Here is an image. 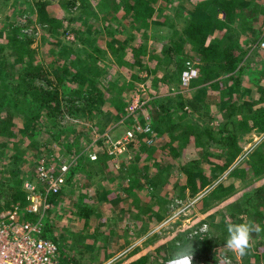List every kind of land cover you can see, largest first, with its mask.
I'll return each mask as SVG.
<instances>
[{"label": "rangeland", "instance_id": "obj_1", "mask_svg": "<svg viewBox=\"0 0 264 264\" xmlns=\"http://www.w3.org/2000/svg\"><path fill=\"white\" fill-rule=\"evenodd\" d=\"M39 1L21 0L15 4L12 1L6 3L0 0L2 40L8 37L5 36L8 31L6 21L10 19L8 15L12 18L14 12L24 15L25 18L19 19L22 21L20 31H25L32 39L31 48L35 49V54L31 58H35L36 63L43 65L55 83L57 75L72 76L75 73V70L67 65L74 56H71L72 59L68 57L66 50L76 52L81 60L93 52L97 57L96 62L102 67L96 77L100 89L105 91L111 84H114V88L109 93L105 91L100 114L93 116L86 114L83 115L85 118L79 120L69 115L59 117L58 121L62 126L59 133L63 132L61 142H50L41 147L34 144L28 135L18 136L23 130L18 125L11 130L14 135L9 136L8 133L1 135L0 180L11 182L13 180L11 170L16 167V176L24 178L23 188L31 182V186L34 184L37 189H41L36 169L42 160H45L55 173L58 172L60 165L64 163L70 165V174L66 175L71 179L67 183L64 195L51 206L53 209H49L51 210L49 219L56 231L66 235L71 255L81 260L82 264H118L116 258L121 259V264H131L135 259L137 262L142 260L144 255L149 257L144 264H165L174 257L180 246L189 249L193 264H218L219 261V264H255L253 256L261 254L257 246L264 245V231L258 236L254 235L253 247L243 257L226 249L224 241L227 238L226 224L233 221L232 215L239 213L245 204L249 208V217L242 219L241 222L255 221L258 226L264 228L263 190L257 195L253 193L257 191L256 187L264 182V171L260 176L253 173L249 167L244 172L237 171L232 182L229 181L233 183V187L228 193L223 192L224 187L221 184H226L224 179L228 173L242 163L246 164L247 154L264 139L263 132L239 128L235 143L241 149L239 155L220 179L204 189L199 185L198 191L194 194L188 183V168H206L208 173L210 167L218 164V159L211 158L215 159L213 161L208 159L210 150L223 151L226 159H229L227 156L235 151L232 146L223 147L216 144L214 148L213 144H205L204 141L208 139L205 133L201 134L200 140L194 136L191 142L182 144L179 138L173 139L169 132H165V135H155L152 145L156 146L152 147L159 150L157 156L155 153L148 156L144 151L140 153L142 148L140 140L121 153L110 148L108 155L113 157L106 158L102 144L109 148L106 142L123 138L122 132L137 121L152 122V114L161 108V104L166 106L168 102L173 109L169 117L181 124L175 130L173 128L170 130L175 136H180L187 127L196 131L205 130V127L214 130L227 121L226 115L229 117V109L234 107L236 114L233 117L241 121L244 111L249 108L248 105L259 98L257 88L260 86V77L264 71L262 46L264 37L258 40L249 37L243 41V48H249V52L245 56V67L240 74L238 89H233L235 79L231 77L237 76L236 71L222 72L216 81H220V84L212 86L210 85L212 81L203 82L198 79L200 74L197 69L198 77L193 78L189 86L182 84V73L179 84L160 85L159 90L155 82L153 83L155 75L145 68H140L132 57L139 44L136 41L137 35L141 33L146 38L145 43L149 50L152 48L157 50L158 45L166 42L174 31L182 33L189 14L187 11L177 10L183 7L185 1H173L165 7L164 0H159L158 8L162 12L155 14L145 29L131 14H125L120 4L117 5L118 10L109 6L103 11L100 6L101 0H91L93 7L90 8L93 9L90 11L93 13L82 14L77 11L82 5L80 0H68L77 6L72 13L76 14L80 22L77 25L79 30L77 34L73 30L58 34L48 29L47 25L42 28L37 22ZM258 1L264 2L257 0V3ZM64 3V0H52L48 2V7L53 15L60 17L70 13L64 7ZM190 4L186 3V6ZM164 13L172 16L163 17ZM234 32L235 30L230 35L232 36ZM243 33L245 36L248 35L246 30ZM93 38L97 39V42L92 43ZM124 39H127V42L121 45L120 42ZM111 41L114 43L113 48L108 46V42ZM95 45L103 49L105 54L93 50ZM63 48L65 50L59 52ZM114 48L125 51L122 60L113 54ZM5 54L8 59L12 58L9 50ZM237 54H241V49L235 51V55ZM25 55L23 63L17 60L12 62L14 71H19V68L27 63L28 55ZM148 66L153 71L156 69L158 73L156 79H164L166 71L171 74L177 69L175 65L168 66L164 59L158 63L151 61ZM52 67H55L58 73H53ZM134 74L146 79L143 81L134 79ZM129 82H132L134 87L125 88L120 92V88ZM36 83L47 85L46 79L36 80ZM66 83L70 85L68 79ZM60 89L62 90V87ZM261 92L264 95V89ZM17 95L19 106L11 103L8 108L15 119L21 121L23 114L27 113L25 111L33 109L36 111L37 106L33 96L23 93ZM123 98L126 102V114L121 110L117 111L119 109L117 104L119 100L123 101ZM174 99L177 102L180 100L187 102L185 110L177 103L173 105ZM136 100L141 109L138 113L129 115L128 108ZM42 118L46 121L45 111ZM107 134L111 138H106ZM39 141L45 143L47 138L41 137ZM171 144L177 149V153L173 151ZM15 153L20 154L21 161L13 166L11 157ZM94 155L97 158H92ZM49 156H52V159ZM86 206L89 208L84 212L82 209ZM197 239L202 241H196ZM215 239L224 242L219 245L217 252L207 246V243Z\"/></svg>", "mask_w": 264, "mask_h": 264}, {"label": "trees", "instance_id": "obj_2", "mask_svg": "<svg viewBox=\"0 0 264 264\" xmlns=\"http://www.w3.org/2000/svg\"><path fill=\"white\" fill-rule=\"evenodd\" d=\"M10 1L17 4L21 0H4L6 3ZM173 1H185L182 4L183 7L177 11H187L189 14L187 16L188 18L185 20L186 24L182 33L178 34L179 31H174L166 42L158 45L157 50L153 48L152 50H149L147 44L145 43L146 38L139 33L136 41L142 46L138 47V44L137 48H135L136 52L132 53L134 61L140 65V68H145L155 75L153 83L155 82V86L157 87L160 85L171 86L172 83L179 84L182 73L187 70L188 67H193L196 70H199L200 75L199 77L197 75L198 79L203 82L212 81L210 83L212 86H218L220 84V81H216L222 72L236 71L237 76L233 77L232 75L231 77L235 79L233 89H238L240 85V74L245 67V56L249 52V48H243V41L249 39V37L255 40L260 39V37H264V35H262L264 33V30L262 29L264 28V2L258 1L257 3V0H164L163 4L167 7L168 4ZM48 2H52V0H40L37 3L39 6L38 24L42 28L47 25L48 29L54 30L58 32V34H61V32L65 33L69 30H73L77 34L79 32V30H77V25L80 24V22L77 20L78 17L76 14H72L73 10L77 7L75 6V3L64 0V7L70 11V13L59 17L51 13L48 7ZM80 2L82 5L78 7L77 11L79 10L82 14L93 13L90 11V9H93L90 8L93 7L91 0H80ZM186 3H191V6L189 5L187 7ZM118 4L123 6L122 10L125 14H131V16L134 17V20L141 22V26L145 29L149 25L153 16L162 12V10L158 8L159 0H121L120 3L118 0H101L100 2L101 10L103 11L108 9L109 6H113L114 10H118ZM70 7L72 11L69 10ZM8 16L10 19L8 18L9 21H6L8 23V31L5 35L8 37H4L2 40V37L0 36V136L3 134L7 135V133L9 136L14 135L11 130H14L16 125H18L21 129H23L18 136L21 135L23 137L28 135L32 138L34 144L41 147H45L50 142H61L63 132L59 133L62 130V126H60L61 124L58 121L59 117L64 118L69 115L79 120L81 118H85L83 115L86 114L87 116L100 114L102 111L100 105L104 102L103 95L106 94L105 91L108 93L111 92V89L114 88V84H111V87H107V90L105 89V91L100 89L96 77L99 75L98 70H101L102 67L98 65V62H96L97 57L93 52H90L87 58L81 60L77 56L76 52L69 50L65 51L67 56L71 58L73 55L74 58H71L72 61L67 65L71 69H74L75 73L72 76L57 75L55 77V83L54 79L48 76V73L44 69L43 65L36 63L35 58H31L35 54V49L31 48L32 39L29 38L30 36L25 31H20L22 27V21L20 20H22L24 15H18V13L15 14L14 12V18L10 15ZM165 16H172V14L166 15L164 13L163 17ZM96 27L99 28L98 25H96ZM234 30L235 32L231 36L230 33ZM245 30L248 34L246 36L243 33ZM94 41L97 42V39L93 38L92 43ZM126 42L127 39H124V41L120 42V44L122 45ZM59 45L66 47L63 44ZM108 46L113 48V41L108 42ZM237 49H241L240 55H235V51ZM7 50L10 51V57H12L10 59H8L5 54ZM64 50L65 49L63 48L59 52ZM93 50L105 54L103 49L98 48L97 45L93 47ZM63 53H60V55ZM25 54L28 55L27 63L20 67L19 71H14L12 62L17 60L18 62L23 63L26 58ZM113 54H115L119 60H122L125 51L122 52L120 48H114ZM196 56H198L197 59ZM162 59L166 61L168 66L172 65L174 67L175 65L177 69L171 74L169 71H166L164 79H156L158 77L156 69L153 71L148 65L151 61H157L158 63ZM195 62L198 63L196 64ZM127 63L132 65L128 61ZM52 68L54 69L53 73H58L55 67ZM88 72H91V74ZM262 74L263 75L260 77V86L257 88L259 98L254 99V101L248 105L249 108L247 107L248 109L244 111L243 119L241 121H237L236 118L233 117L236 114V108L234 107L229 109V117L228 114L226 115L227 121H225V123H221L214 130L211 127H205V130L196 131V129L187 127V129L182 131L180 136H175L170 130H172V128L175 130L177 127H180L181 124L179 122L176 123L169 117L172 115L170 113H172L173 109L168 102L166 106L161 104V108L152 114V122L146 120L137 121L131 127H128V129L132 128L134 125L136 126L138 123L142 126L150 124V126L154 129L155 134L165 135V132H169L168 134L171 135L173 139L179 138L182 144L191 142V140L194 139V136H197V139H199L201 134L205 133L206 137H208L207 141H204L205 144H213V147L216 144L222 145L223 147L232 146L235 151L227 156L229 159H226V154L223 151L218 152L210 150L208 159H210V161L218 159V164L214 167H210L208 173L206 168H188V183L192 193L194 194L198 191L199 185L200 188L204 189L220 179L229 169L235 157L239 155L241 149L235 144L237 141L236 136L240 132L239 128H247L250 130L256 129L259 132L264 133V95L261 92L264 89V85L262 86L264 71ZM133 77L134 79H140L142 81L146 79L135 74ZM43 78L46 79L47 85H51L53 87L50 88L47 85H38L36 83V80L43 81ZM67 79L69 80L70 85L66 83ZM190 84H192V81ZM61 87L62 90L60 89ZM133 87L134 84L132 82L126 83L120 88V92H122L125 88ZM160 88L161 87H158L159 90ZM17 93L33 96L37 106L36 111L35 109L32 111H25L27 113L23 114L24 117L21 121L16 120L12 111L8 108L11 106V103L19 106L20 102L18 101ZM173 101H175L173 105L177 103L182 109L186 108L188 105L187 102H183V100L177 102V100L174 99ZM255 104L257 105L254 108ZM117 106L119 108L117 111L121 110L122 112H125L124 114H126V102L124 101V98L123 101L119 100ZM140 109L141 106H138L136 111L133 113H138ZM44 111L47 117L46 121L42 118V113ZM128 114L130 115L131 112ZM126 130L122 132L124 135ZM111 131H113V129ZM123 134L122 137L124 136ZM35 136L36 138H34ZM41 137H46L47 142H40L39 140ZM105 137L107 138L110 136L107 134ZM115 140L117 139L115 138ZM139 141L141 142L140 144H142V148L139 151L140 153L144 151L148 156H151L154 153L156 156L159 154V150L152 147L156 145H152L148 142V137L145 133L139 134L137 139L134 141L126 142L125 150H128L130 145H135ZM102 148L106 154V158H110V156L111 158L113 157L112 155H108V147L105 148L102 144ZM171 148L174 152H178L173 144H171ZM19 155V153H15L11 157L13 160V166L20 163L21 157ZM49 157L52 159V156ZM246 158V164L242 163L237 167V169L228 173L227 178L224 179L226 184H221V186L224 187L223 192H230L233 187V183L231 184L229 181L231 180L232 182V178L235 177V173L237 171L244 172L246 168L249 167L253 173L259 176L261 172L264 171V139L247 154ZM188 165L189 164H187V166ZM11 172V175L13 176V180L11 182L0 180V208L5 210L12 208L15 205H20L22 210L19 220L22 222H37L39 218L38 215L28 212L25 207L27 203L26 191L22 187L24 178H19L17 177L18 175L16 176V167H13ZM68 174L70 173L68 172ZM70 179L71 177L67 178L66 184L59 193L50 197L51 206H53V204H55V202H57V200L64 195L67 183ZM256 190L257 191L253 192L255 195L259 194L261 190H263L264 194V182L261 185L259 184L256 187ZM87 208L89 207L86 206L82 210L86 212ZM50 211H46L45 215L40 219L42 236L57 243L60 254V264H82L81 260L76 258L74 255H71L68 243L66 242V235L56 231V229L52 226L53 224L49 219ZM232 217L233 221L231 223H238L241 222L242 219H248L249 208L247 204L239 210V213L233 214ZM205 239L206 238H204V240ZM196 241L202 240L197 239ZM224 242L219 239H215L212 242L210 241L207 243V246L209 249H214L217 252L219 250V245ZM258 245L260 246L263 244ZM259 246H257V248L261 254L253 257L256 260L255 264H264V245L262 248H259ZM260 258L263 260L261 261ZM147 259H149L148 255H144L142 260L137 262V259H135L131 262V264H144Z\"/></svg>", "mask_w": 264, "mask_h": 264}, {"label": "built area", "instance_id": "obj_3", "mask_svg": "<svg viewBox=\"0 0 264 264\" xmlns=\"http://www.w3.org/2000/svg\"><path fill=\"white\" fill-rule=\"evenodd\" d=\"M262 46L264 47V43ZM197 75L195 68L188 67L183 72L182 84L189 86ZM138 106L136 100L128 108L129 112L133 113ZM142 133L147 135L150 144L154 143L156 135L154 129L150 124L142 126L139 123L127 129L123 138L113 139L112 142L106 143L109 144V149L113 148L121 153L126 148V142L134 141ZM92 158L97 157L94 155ZM69 170L70 165L64 163L60 165L58 172H52L46 161L42 160L36 169L42 188L37 189L34 184L31 186V182L24 187L27 200L26 210L38 215L37 222L20 221L19 216L22 210L20 205L5 210L0 208V264H60L58 245L55 241L42 236L40 219L51 208L50 197L59 193L66 184V174ZM165 264H173V258Z\"/></svg>", "mask_w": 264, "mask_h": 264}, {"label": "clouds", "instance_id": "obj_4", "mask_svg": "<svg viewBox=\"0 0 264 264\" xmlns=\"http://www.w3.org/2000/svg\"><path fill=\"white\" fill-rule=\"evenodd\" d=\"M206 227V226H205ZM227 238L224 247L237 256L243 257L253 247V237L258 236L264 228L255 221H244L226 224ZM173 264H192V255L189 249L180 246L173 257Z\"/></svg>", "mask_w": 264, "mask_h": 264}, {"label": "crops", "instance_id": "obj_5", "mask_svg": "<svg viewBox=\"0 0 264 264\" xmlns=\"http://www.w3.org/2000/svg\"><path fill=\"white\" fill-rule=\"evenodd\" d=\"M111 260H114V259H111ZM116 260L119 262L118 264H121L122 263V262H120L121 259L116 258Z\"/></svg>", "mask_w": 264, "mask_h": 264}]
</instances>
